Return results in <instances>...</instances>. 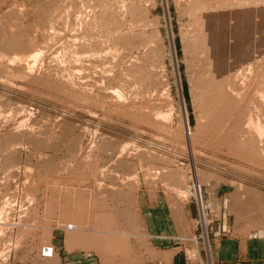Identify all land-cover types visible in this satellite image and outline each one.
Masks as SVG:
<instances>
[{"label":"rangeland","instance_id":"1","mask_svg":"<svg viewBox=\"0 0 264 264\" xmlns=\"http://www.w3.org/2000/svg\"><path fill=\"white\" fill-rule=\"evenodd\" d=\"M206 1L209 7H200L204 11L196 14L198 9L188 11L189 6H201L195 0H0V207L2 200L9 203L0 212V264H44L62 250L84 253L86 259L95 257L98 264H138L161 255L167 259L166 251L158 254L156 248L152 252L145 249L142 241L151 234L147 228L142 234L137 226L132 229L127 234L132 252L128 256L117 253L113 260L102 259L104 251L92 234L98 225L99 231L104 229L99 212L93 211L100 199L108 210L118 207L120 226H124L121 209L131 207L140 213L146 227L142 206L159 199L171 218L170 195L163 186H169L165 167L182 172L188 186L194 180L202 188L203 199L197 200L190 188L186 200L184 196L175 200L185 204L184 234L188 236L181 241L174 227L170 244H164L172 249L181 243L177 253L186 264H211L213 246L226 234L243 238L264 233V222L238 221L228 211L226 200L237 189L243 197L254 191L258 205L264 207V152H245L240 146L234 151L216 138L203 136L207 124L196 94L197 86L215 85L218 80L219 66L210 65L208 57L225 34L230 37L233 25L238 30L245 22L246 29L253 24L259 29L263 38L256 42L255 51L237 63L249 62L253 68L260 65L264 58V0ZM122 2L129 7L124 8L122 27L116 28L104 14L121 11ZM138 18L142 25L134 29L136 35L141 31L149 38L157 29L160 38L152 35L150 43L137 39L131 45L122 44L118 36H124L128 23ZM205 32L211 43L204 51L198 37ZM148 43L155 53L159 51L152 67V53H146ZM34 53L38 57L33 63L29 59L26 77V64L16 65L18 61L12 59ZM132 62L133 71L141 70L144 80L130 78L123 86L124 77L132 73ZM116 90L122 92V98L116 97ZM143 105L166 112L172 107L170 131L134 124L132 116L122 113ZM187 118L189 128L182 125ZM228 120L232 124L233 119ZM188 130L197 138L193 144ZM123 142L129 147L119 154ZM108 145H113L112 150ZM134 150L161 156L166 165L156 170L155 163L144 161L151 174L137 168L138 182H125L126 167L117 162L129 160V152ZM109 157L113 168H108ZM88 181L100 187L94 194L87 193ZM111 186H116L115 191ZM131 187L138 200L135 206L126 199ZM209 195L219 203L208 199Z\"/></svg>","mask_w":264,"mask_h":264},{"label":"bare ground","instance_id":"2","mask_svg":"<svg viewBox=\"0 0 264 264\" xmlns=\"http://www.w3.org/2000/svg\"><path fill=\"white\" fill-rule=\"evenodd\" d=\"M195 1L200 2L201 6L195 7V8L193 6H189L188 11H192V12L196 13V10L198 9L197 10L198 12L196 13V14H198L200 10L204 11L205 7H209L208 5H205V2H207L206 0H195ZM123 3L124 2H122V4ZM125 7H129L127 3L123 4L121 11L115 10L114 8H111L114 10L105 11L104 15L110 16L112 18V23L115 25L116 28H120V26H121L120 24H123V22H124V14L126 12L124 10ZM200 7H204V8L201 9ZM209 9L210 8H208V10ZM126 10H127V8H126ZM210 10H212V9H210ZM210 10H209V12H210ZM119 12H120V14H119ZM203 13H205V12H203ZM211 18H213V17H211ZM139 19L140 18H138L137 20H135L133 22L128 23L127 33L124 36H120L121 35L120 34L118 36L119 37L118 41H120L122 44L125 43L126 45H131L134 42H138L139 40H141L139 42H144V41L147 42L149 40L152 41V38H151L152 35L158 39L160 38V35H159V32L157 31V29H155V33L151 34V36H149V38L147 37V35L145 36V34L142 33L141 31H140V33L137 31L139 36L136 35L134 33L135 32L134 29H137L138 26L141 27V25H142L141 24L142 21H140ZM233 27H234L233 30L231 32H229V34H228L230 37H228L225 34V36H223L224 41H220V44L217 43L215 45L216 47H214V46L211 47V50H212L211 56L208 57L209 64L211 65V63H212L215 67L219 66V67H217L219 70L216 71L217 72L216 75L218 76V78H217L218 80L216 81V83H214L215 85L205 84L202 87L197 86L198 90L196 91V94H197V96L198 95L200 96V105H201V110L203 112L202 117H203V119H205V122L207 124L206 126L205 125L203 126L204 130H203L202 135L203 136L208 135L212 138H216L217 142H219L220 144L227 145V147L231 148V150H234V151L239 150L238 146H240L241 149L243 148L245 150V152L248 151L247 149H249V150H251V152H256V153L261 152L262 153V152H264V120H263L264 119V58H263L262 62H260V65H258V67H256V68H253V66H251V64H249V62L244 63V64H241V61H240V64L237 62L239 61V59H244L246 56H248L250 54V52H254L255 51L254 49L257 46V43L260 41L261 37L263 38V36H260L259 29L254 24L251 25L250 27H248L247 29H246V23L245 22H244V24L239 25L238 30H237L236 26L233 25ZM198 38L200 41V47L202 48V50L205 51V48H207L206 45L211 43L210 38L207 37L206 32H205V34L204 33L199 34ZM137 39H138V41H137ZM114 40H116V39L114 38ZM150 41H149V43H150ZM115 43H117V42H115ZM149 43L146 46V53L148 56L150 55V53H152L151 57H150V64H149L150 65L149 67H152V64L155 63V60L157 59V56H158L157 52H159V51L157 49V51L155 53V49L150 48ZM152 46H155V45L152 44ZM147 47H149V49ZM220 50L223 51L221 55H219ZM37 57H38V54L34 53L33 55L30 54V55H27L26 57L21 56L19 58H14V59H12V62L15 61V63H16V61H18L16 63V65H19L22 67L24 66V64H26V66L23 67V69H24L23 74H25L24 76L27 77L29 75V71H28V69H29L28 63H30L29 59H31V61L33 63V62H35ZM259 57H257V58H259ZM257 58H256V60H257ZM228 59L230 61H228ZM130 66H131V64H130ZM130 66H129V68H130ZM19 68L17 67V69H19ZM133 69H134V66H133V62H132V73H127V77H124L125 79H123V80H125V81L122 84L123 86H124V84H126L125 83L126 80H128L130 78L132 80H137L138 82H141L142 80H144L145 74L139 69H138L139 72L133 71ZM150 69H152V68H150ZM130 70H131V68H130ZM237 72H238V74H236ZM210 73H212V71ZM239 79L241 80V82H239ZM179 80H180V77H179ZM180 83H181V80H180ZM181 87H182V84H181ZM115 93L117 95L116 97L122 98L123 94L121 91L116 90ZM128 102H129V100H128ZM170 108L171 109H169L166 112V111H162L159 108L155 109L151 105H148V106L143 105L141 107H135L134 106L132 111H130L129 109L122 110L123 111L122 113L127 114L129 116H132L134 119H131V120L134 122V124H137V125L142 124V125L154 128V129L159 130V131L160 130L170 131V122H171L170 116H171V112H172V107H170ZM184 108H185L184 110L186 111L185 102H184ZM186 116H187V113H186ZM217 119H220V120H217ZM222 119H227V120H222ZM228 119H233L231 121L232 124H230V121ZM183 124L188 125V128H189L188 118L185 120V123H183V121H182V125ZM188 134L190 136L189 139L191 141V144H193L197 138L195 139L192 136V134L189 133V130H188ZM111 143L113 144L114 141L111 140ZM121 145H122V147H120L121 149H120L119 154L121 152H124L126 150V148L129 147V146H126V144H124V142ZM108 147H109L108 149L112 150L113 145L112 146L108 145ZM136 149H137V147H136ZM110 150H108L107 152L111 153ZM129 153H130V155L128 156L129 160H126L125 162L124 161L117 162L118 164L122 163L121 165L124 166V168L126 167L125 170L127 171V174L125 175L126 177H123L125 182L126 181H128V182L133 181V183L138 182L139 177H138V173H137L138 171H136L137 168H139L140 171L143 173L147 172V176H149L151 174L150 172H148L150 170L148 168L149 167L148 165L150 162L155 163L154 167L155 168L157 167L156 170L157 169L160 170L162 168V164L164 166L166 165L165 158H162L161 156L155 155L153 157V156L145 154V152H143V151L135 152V150H134V152H129ZM232 153H233V151H232ZM256 153H253L252 155H254ZM240 154H237V155H240ZM242 154L245 156L244 152ZM250 157H251V155H250ZM138 160H141V161H138ZM107 161H108L107 163H109L108 168H110L111 166L113 168V165H115V164L111 165V162H110L111 158ZM144 161L149 162V163L148 164L146 163V165H145ZM137 162H139V164H137ZM113 163H115V162H113ZM163 169L166 170L165 177L167 179H169V182H168L169 186H167L166 184H164L163 186H164V191H166L170 195V198L168 197L169 205H170L168 207H170V213H171L170 215H171V218L173 220L174 227H176V229H177L176 232H178V234L181 235L180 240L182 241V240H185V238L188 236V234H184V230H185L184 228L187 225V219H186V216H185V213H184V210L182 207H184L185 204H184V202L182 203L181 201H179V203L178 202L176 203L175 200L177 201V200L181 199L183 196H184V199L186 200L188 198V196H190V192H191L190 188L193 191V194L192 193L191 194L194 195L197 198V200L203 199V194L201 191L202 188H201V185L199 184V182H198V185H196V183H195L196 181L194 182L193 178H191V177H190V179L193 180V183H192L193 185L188 186L186 184V182H184L183 173L180 172L179 170H172L171 168L169 169L168 167H165ZM95 174L96 173H94V175ZM203 175L205 176L203 179L206 180L207 174L203 173ZM79 178H80V176H79ZM148 178H150V177H148ZM73 180H74V178H73ZM146 181H148V180H146ZM80 182H78V183L80 184ZM88 182H89L88 183L89 186H87L88 187L87 193H89L90 191H92V192L96 191L97 192V189L99 190L100 187L99 186L96 187L97 182L96 183H95V181L94 182L88 181ZM86 183H85V185H87ZM79 184H77V185H79ZM81 184H82V182H81ZM67 185H69V184H67ZM114 187H116V186H111L109 188L114 190ZM78 188H79V186H78ZM133 188L134 187L128 188L129 191L126 192L127 193L126 199H128L130 206H132V205L135 206L138 203V200L136 198H134V195H133L134 189ZM241 193H243V192L241 190L237 189V191L234 194L231 193V194L227 195L226 200H227L228 211L231 214H234L236 219L238 221H241V222H250V221L251 222H256V221L264 222V207L258 205V204H260L256 201L258 199V195H255L254 191L251 193H249L247 191V193L245 192V195L243 197V194L241 195ZM92 194H94V192ZM78 195H79V193H78ZM151 195H153V194L151 193ZM169 195H167V196H169ZM207 198L210 199L211 196L209 195ZM211 200H212V202H214L216 204L219 203L218 199L211 198ZM2 201H3L2 202L3 204L0 207V212H3L4 211L3 209H5V207L7 205H9V203L6 199H5V201L4 200H2ZM173 204H175V205H173ZM95 205H96V207H95ZM95 205L93 208L95 210H93V211L99 212L96 214H98L100 216V218L103 220V224H102L101 220H99L98 222L100 225L102 224V227H104V229L101 228L102 231H99V229H98L99 225H98V226H96L97 229L96 230L94 229V231H93L94 233H92V234H94L96 236V245H98L97 247H100V250L104 251V256H102V259L113 260V259H115L117 253H123V255H127V256H128V254L130 255V252H132V249H131L132 247L130 245V238L128 237L127 234H130L131 231L136 229V226L138 227L137 231L139 230L140 234H142L143 231L144 232L147 231L143 217L140 215L139 212L136 213L135 211H133V209L131 207L130 208L127 207V209L125 208L124 210L121 209L123 215L121 216L120 219H123L122 224L124 226H120L121 223L119 224L116 220L117 218H119L118 217L119 212H115V209L118 207H116V208L113 207L115 209L109 208V210H108V206L107 207L102 206L101 199ZM91 210H92V208H91ZM107 212L109 213V218H108ZM0 215H1V213H0ZM205 217H206V215H205ZM136 222L138 225H134V224H136ZM121 229H125V230H121ZM185 231L187 232V230H185ZM101 232H103V233H101ZM203 235H204L203 237L206 239L205 240V249L209 252V249L211 247H210V243L208 240V234H207L206 228H204ZM90 236H92V235H90ZM136 239L139 241L140 244H142L141 243L142 240H140L142 238H140L139 235L137 236ZM186 240H188V239H186ZM142 242L143 243L145 242V244H146L145 246H147V247H145V249H147L149 252H152V250L155 251L154 247L151 245V242H150V239L148 236H147V239L145 237V241H142ZM180 244L181 243H179L178 246H176L175 248H172L171 250L166 251L163 255L167 256V257L172 256L171 255L172 252L177 251L180 248ZM185 248H187V246H185ZM99 251H98V253H99ZM156 251H158V250H156ZM0 253H1V251H0ZM157 253L161 254L160 251H158ZM3 254L1 256H3ZM208 256L210 257V254H208ZM58 257L59 256L57 254H54V256L52 254V256L49 259H47V261L44 264H50V263L55 264L59 259ZM164 259H165V257H164ZM168 262H169V260H168ZM209 262L212 264L211 260Z\"/></svg>","mask_w":264,"mask_h":264},{"label":"crops","instance_id":"3","mask_svg":"<svg viewBox=\"0 0 264 264\" xmlns=\"http://www.w3.org/2000/svg\"><path fill=\"white\" fill-rule=\"evenodd\" d=\"M145 205L142 206L143 209L141 210L145 215L148 233H151V245L160 252L171 250V245L165 248L164 244L166 242L169 243V239L173 238L175 228L163 201L159 199L155 203ZM211 254L212 264H234L235 262H237L235 264H264V233L248 234L243 238L226 234L217 240ZM171 255L167 259L161 256L138 264H186L177 251L172 252ZM82 256H85V254H81L80 252H64L62 250L55 264H98L99 262L95 257L86 259ZM190 264L201 263L196 261Z\"/></svg>","mask_w":264,"mask_h":264}]
</instances>
